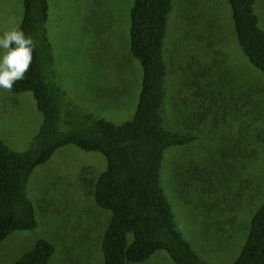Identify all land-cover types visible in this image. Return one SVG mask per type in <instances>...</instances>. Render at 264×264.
<instances>
[{
	"label": "rangeland",
	"instance_id": "374dc122",
	"mask_svg": "<svg viewBox=\"0 0 264 264\" xmlns=\"http://www.w3.org/2000/svg\"><path fill=\"white\" fill-rule=\"evenodd\" d=\"M133 1L49 0L50 40L69 101L82 113L117 124L134 117L142 89L143 69L130 53ZM23 14V0H0V34L19 26ZM167 29L168 122L186 129L189 121L196 129L210 120L215 128L206 134L202 127L205 133L198 134L206 139L166 151L162 186L179 230L199 256L209 264H233L264 204V145L244 171L232 153L235 132L264 131V72L243 52L226 0H175ZM254 108L256 114L248 115ZM42 123L32 92L0 89V137L12 149L26 151ZM106 168L103 154L75 145L36 167L27 192L37 226L0 242V264H15L41 239L55 248L48 264H105L101 239L110 214L97 206L94 192ZM183 177L186 187L180 185ZM132 264L176 263L162 250Z\"/></svg>",
	"mask_w": 264,
	"mask_h": 264
},
{
	"label": "trees",
	"instance_id": "16d2710c",
	"mask_svg": "<svg viewBox=\"0 0 264 264\" xmlns=\"http://www.w3.org/2000/svg\"><path fill=\"white\" fill-rule=\"evenodd\" d=\"M226 1L231 7L243 52L252 65L264 72L261 1ZM174 2L133 1L130 53L141 63L142 89L134 117L117 124L82 113L72 105L58 79L49 32L50 2L23 0L24 14L19 27L36 40L37 47L24 79L15 82L9 92H32L43 114V123L26 151L12 149L0 137V242L15 231L37 226L35 205L27 192L29 178L58 149L75 145L100 152L107 159V168L99 176L94 192L97 206L110 214L101 239L105 264L141 263L162 250L176 264H209L179 230L162 186L166 151L198 143L202 137L198 131L205 133L202 127H206V134L207 129L215 128L214 122L206 120L196 125V129L188 125L189 121L184 124L186 129H172L166 117L171 78L165 37ZM205 84L212 91L207 78ZM256 110L249 111L248 115L256 114ZM263 132L260 128L249 135L243 130L235 132L238 138L232 153L238 162L236 166L240 165L239 172L246 170L248 163L254 165L253 159L264 145ZM183 179L180 185L186 187L189 182ZM248 229L243 248L233 264H264V204L253 215ZM54 252V245L41 239L15 264H48Z\"/></svg>",
	"mask_w": 264,
	"mask_h": 264
},
{
	"label": "clouds",
	"instance_id": "9594fccd",
	"mask_svg": "<svg viewBox=\"0 0 264 264\" xmlns=\"http://www.w3.org/2000/svg\"><path fill=\"white\" fill-rule=\"evenodd\" d=\"M36 40L19 27L0 34V89L11 91L23 80L33 61Z\"/></svg>",
	"mask_w": 264,
	"mask_h": 264
}]
</instances>
